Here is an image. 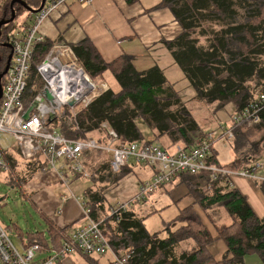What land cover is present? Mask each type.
<instances>
[{
  "label": "trees",
  "instance_id": "obj_1",
  "mask_svg": "<svg viewBox=\"0 0 264 264\" xmlns=\"http://www.w3.org/2000/svg\"><path fill=\"white\" fill-rule=\"evenodd\" d=\"M11 1L0 0V21L11 17ZM126 1L129 3L133 0ZM155 8H167L181 28V33L174 40L162 45L173 64L181 71L187 88L193 91L191 99L184 102L185 86L178 85L179 82L171 83L159 66L138 71L131 57H119L106 63L87 41H83L69 46L78 64L94 81L97 78L104 80V75L108 74L117 85V90H108L86 108L76 106L75 117L66 110L63 117L51 123V127L69 139L97 135L98 141H104L100 133V126L104 123L122 144L138 146L141 143L140 147L156 144L162 149L173 146L193 148L209 134L222 136L228 130L234 133L232 138L237 142V134H241L240 129L248 122L235 124V116L247 108L255 97L264 94V0H160ZM13 9L17 14L23 8L14 5ZM13 22L1 28V42H4L5 36L13 27ZM2 45L0 44V69L9 53ZM53 45L45 41L33 49L26 102L31 101L41 89L42 84L35 67ZM257 88H262L263 91H257ZM187 103L207 108L211 117L217 115L218 111L228 109L230 121L228 125L219 122L216 129L211 131L201 130ZM258 116L259 123L255 125L264 130V108ZM140 122L150 132L151 139L148 141L144 140ZM234 147L236 151L239 145ZM214 148L213 145L208 152L207 163L225 168ZM230 148H233V144ZM8 159L14 168L18 167L15 159L9 155ZM127 165L119 173H111L121 179L132 171L131 166ZM139 165L153 173L152 167ZM233 165L238 166L235 163ZM104 167L110 168L108 158ZM19 168L21 169L17 170V175L24 182L31 175L39 173L43 163L36 159L24 163V169L23 166ZM243 169H247V166ZM96 171L100 174L99 167ZM96 171L89 177L92 186L88 185L83 189L82 198L91 211L90 218L95 222H102V233L116 255L132 252L134 264H242L244 257L249 254H256L264 261V218L259 219L246 198L231 188L229 177L220 176L211 181L206 190L201 191L204 193L201 205L205 209L223 207L227 217L231 219V225L217 235L226 245V253L220 261H214L207 246L203 248L199 241V237L205 242L208 238L211 239L207 231L192 233L188 230L182 238L170 232L165 239H159L158 233H148L143 226L144 218L138 217L134 209L137 205L143 206L147 200L131 204V208L117 218L108 215L111 207L105 203L104 194L100 189H93L94 183L105 180L99 178L98 174L96 176ZM75 176V180L89 183L83 176ZM180 176L189 177L188 181L197 177L185 173L178 175L175 181ZM118 179H115L116 183L119 182ZM259 190L264 196V182L259 185ZM208 191L212 193L211 196L207 195ZM181 212L179 211L177 218L181 216ZM176 219L175 224L180 223L177 225L184 229L188 228V224L191 230H194L193 226L200 225L188 213L185 220ZM234 225L237 226V231L233 233ZM163 230L166 231L165 228ZM185 239L191 240L194 251L177 256L174 249ZM34 243L42 248V244L36 240L28 245Z\"/></svg>",
  "mask_w": 264,
  "mask_h": 264
},
{
  "label": "built area",
  "instance_id": "obj_2",
  "mask_svg": "<svg viewBox=\"0 0 264 264\" xmlns=\"http://www.w3.org/2000/svg\"><path fill=\"white\" fill-rule=\"evenodd\" d=\"M71 1L46 0L42 9L33 14L29 22L25 21L26 23L20 25L17 34L7 36L8 32L4 42L0 41V44L9 50L3 68L11 55L8 70L0 81V137L13 140L15 149L23 161L31 162L38 159L43 163L42 172H56L65 186L68 185L65 178L67 173L87 178L83 160L90 152L106 155L112 173H119L129 161L152 167V176L139 185L135 197L128 202L116 203L113 207L110 216L116 218L128 211L131 204L146 201L158 189L174 183L180 174L204 176V183L208 186L220 176L230 178L235 175L236 173L229 169L207 163L208 152L217 139L232 140L230 130L225 131L222 136L211 133L198 141L193 148L183 149L176 146L173 152H168L156 144L143 147L122 144L117 135L104 123L100 126L104 141L83 135L77 139H69L53 130L51 123L63 117L66 110L75 117L76 106L86 108L94 99L110 89L107 83L96 82L88 76L78 64L71 48L64 42L55 43L35 67L42 86L31 101H25L33 49L37 44L46 41L40 32L41 26L54 11ZM74 1L86 6L92 0ZM2 69L0 73L3 72ZM70 102H73V107L68 105ZM262 108L264 94H259L247 108L235 116L234 123L244 121L249 125L259 123L258 113ZM27 112L28 118L24 119ZM50 115L53 116L52 122L48 119ZM5 141L0 140V174L10 171L7 151L2 146ZM258 169L264 170V166L255 164L239 173L250 180L264 182V177L254 175ZM81 207L84 224L69 233L61 248L43 261L36 259V255L42 251L38 244H30L17 250L6 230L0 225V264H54L58 258L73 253L99 257L110 253L111 264H134L131 259L132 252L115 254L102 233V222H95L90 218L91 211L83 201Z\"/></svg>",
  "mask_w": 264,
  "mask_h": 264
},
{
  "label": "crops",
  "instance_id": "obj_3",
  "mask_svg": "<svg viewBox=\"0 0 264 264\" xmlns=\"http://www.w3.org/2000/svg\"><path fill=\"white\" fill-rule=\"evenodd\" d=\"M159 2L160 0H133L129 3L126 0H92L90 4L81 6L72 0L67 5H63L54 11L44 21L40 32L46 41L53 44L61 41L71 47L87 41L106 63H110L119 57H131L136 70L144 71L157 65L165 74V59L168 52L162 43L174 40L181 33V28L167 8H155ZM39 3V0H36L33 7H38ZM31 16V14H26V22L30 21ZM174 148L173 146L165 149L173 152ZM214 150L215 153H218V148H214ZM229 150L227 148L224 150L223 158L220 160L222 164L226 163L228 158L232 161H228L227 164L233 162V156L230 155ZM6 151L7 157L9 155L16 160L15 162L19 161L18 152L8 150V148ZM262 153L264 155V150L259 155H262ZM225 154H227L226 161L224 160ZM127 166H131L133 171L141 165L132 162L131 165L128 163ZM230 166H233V164H230ZM242 167L238 165V168ZM20 169L19 166L14 168L10 164V171L6 172L7 176H3L6 173H2L0 179H5L4 181L7 184H10V181L14 179L18 185L20 184V187L26 185L32 205L44 221L45 227L43 231L27 232L24 235L25 237L19 230L18 236L21 241L19 249L24 248L29 242L39 241L43 249L36 255V259L43 261L61 248L69 233L84 224L81 201L85 203V200L71 189L72 182H80L75 180L76 176L74 174H65L68 180V185L65 186L60 181L59 175L53 171H40L23 182L17 175V170ZM151 175L152 172L150 171L148 179ZM203 177L201 176V178ZM262 177H264V173ZM252 181L259 190V185L262 182ZM174 186L175 184L172 185V187ZM243 190L244 192L241 190L240 192L246 197L255 215L259 219L264 218V214L253 208L250 198H248L250 192L246 188H243ZM153 195L147 201H150ZM250 197L259 200L255 194H251ZM259 201L264 206V203L261 200ZM181 209L179 207V211ZM226 218L228 220L227 224H231V219L227 216ZM229 226L227 225V227ZM214 250V258L220 261L226 253V245L222 241L216 242ZM109 254L103 257H86L79 253H73L58 258L54 264H111L112 255ZM242 264H264V261L256 254H249L244 257Z\"/></svg>",
  "mask_w": 264,
  "mask_h": 264
},
{
  "label": "rangeland",
  "instance_id": "obj_4",
  "mask_svg": "<svg viewBox=\"0 0 264 264\" xmlns=\"http://www.w3.org/2000/svg\"><path fill=\"white\" fill-rule=\"evenodd\" d=\"M23 1H25L29 5L36 4V0ZM26 14L27 13L24 11V9H19V11H17V14L15 13L16 18L13 22L14 25L7 36H10L11 34L15 35L19 32L20 25L26 21ZM166 55L167 58L165 59V75L171 83L179 82L178 85L180 84V86H182L181 84H183L185 86L186 91H184L183 100L184 102H187L191 99V93L193 94V91L190 88H187L186 83L182 80L183 76L181 71L176 65L173 64V61L169 54ZM103 79L104 80H99L97 78L96 82H105L111 90H117V85L111 80L108 74L104 76ZM178 85L177 88L179 89ZM256 90L263 91L262 88H257ZM187 106L192 117L196 121H198L201 130L211 131L216 129L219 122L228 125L230 121L228 109L218 111L219 113H216L217 115L211 117L210 112L207 108H203L192 103H187ZM252 125L253 126L247 123L242 129H240L242 135L240 133L237 134V142H234L233 138L232 140L234 143H232V140H216L214 145L216 146V149L218 148L220 160H222L223 152L227 148L230 149V155L233 156V162H230L231 165L235 163L242 167L246 163L245 166H247V168H251L255 164L264 166V155L263 153L262 155H259L264 149V130L260 129V127L258 126H254L255 124ZM139 127L143 133L144 140L148 141L149 139H151L150 132L143 125V123L140 122ZM52 129L56 130L53 127ZM100 133L103 137V133ZM232 135V137H234L233 132ZM92 137L96 138L98 136L94 135ZM0 140H6L5 143L2 144L3 147H5L6 149L8 148V150H15L17 152L13 140L9 139L8 137L2 136L0 137ZM232 144L233 148H230V145ZM140 145L141 143H138L139 147ZM236 145H239V147H237V150L235 151L234 146ZM224 156V160L226 161L227 154H225ZM18 157L19 161H17V164L18 166H22L25 161H23L20 156ZM228 161H232V159L229 160L228 158ZM228 161L224 163L223 166L229 169L231 172L233 171L234 173H236L235 175H232L230 177V186L239 192L240 190L244 192L243 188H246L248 192H250V196L251 194H255L257 195V198L264 203V196L254 184V181L242 176L239 173L244 170L243 168L245 166L242 168H238V166L235 165L230 166V164H227ZM83 163L86 169L85 171L88 175V178H86L85 180H87L89 183H86L85 181H74L72 182L71 189L81 197L83 189L88 185L92 186L89 177H91L93 175V172L96 171V169L99 167L100 174H98L96 171L95 175L97 176L98 174L99 178L101 177V179L105 180H102L101 182L97 181L96 183H94L93 189H100L104 194L105 203L111 207L108 215H110V212L116 205V203L128 202L133 197H135L139 185L142 182L147 181L148 177L150 176V171L148 168L138 166L136 170H133L132 172L123 176L121 179H118V175L117 177H115L116 175L111 173L110 168L106 169L104 167L107 163L106 155L98 154L95 152L86 154ZM131 163L132 161L129 162L130 165ZM263 173L264 170L258 169L255 171L254 175L256 177H261ZM3 176H7V173L3 174ZM119 176H121V174ZM115 179H118L119 182L116 183L117 180ZM189 179L190 178L187 176H180L178 180L173 183L175 184L174 187H172L173 184H171L165 186L164 188L158 189L150 199V201H147L143 206L137 205L134 207L137 213L136 215H139L138 217L142 219L144 218L143 226L145 230L150 234L158 233L159 239H165L170 232H173L174 235L182 238L186 236L185 231L188 230L192 233H197L198 231L202 232V230L204 232L207 231L211 239L208 238L205 242V240L199 237V241L203 248L207 246V249H209V252L212 254L213 260L217 261L214 258L213 253L215 252L214 244L221 241L217 237L218 232L226 230L225 227L231 224H227V215L223 207L215 206L205 209L201 205V200L204 196V193H202L201 191H203V189L206 190L208 186L206 183H204L205 177L201 178V176H197L196 179L192 178L190 181H188ZM4 180L5 179H0V225L6 230L15 248L19 249L21 246V241L18 236V232H20L19 230H21L23 236L30 231H43L45 227L44 221L41 219L34 206L32 205L31 198L26 189V185L20 187V184L18 185L14 179L10 181V184H7ZM210 191L207 192L208 196L212 195ZM250 196H248V198H250V202L253 208L258 209L261 214H264V206L262 205V203L259 200L252 199ZM178 206L182 208L181 216L179 218H177L179 213ZM187 213L190 214L192 218L195 217L197 223H200L199 226H193L194 230L190 229V224H188L187 229L181 228L182 226L179 227V225H177L180 224L177 223L178 221H176L177 224H175L176 218V220H185V218L187 217ZM164 228L166 229V231L163 230ZM232 231L233 233L234 231H237V226L234 225L232 227ZM193 248L195 247H193V243L191 242V240L185 239L175 247L174 253L177 256H180L184 252H193Z\"/></svg>",
  "mask_w": 264,
  "mask_h": 264
},
{
  "label": "water",
  "instance_id": "obj_5",
  "mask_svg": "<svg viewBox=\"0 0 264 264\" xmlns=\"http://www.w3.org/2000/svg\"><path fill=\"white\" fill-rule=\"evenodd\" d=\"M45 1L46 0H39V6L38 7H33V5H29L28 3H26L25 1H23V0H12L11 2H10V9H11V17L8 19V20H3V21H0V35H1V28L2 27H4V26H6V25H8V24H10V23H12L13 21H14V19H15V11H14V9H13V6L14 5H19V6H21L23 9H24V11L26 12V13H28V14H31V15H33V14H36V13H38L41 9H42V7L44 6V4H45ZM10 59H11V55H9V57H8V59H7V63H6V66H5V68H4V70H3V72L2 73H0V81H1V79H2V77L6 74V72H7V70H8V66H9V62H10ZM0 97H1V83H0ZM70 107H73V102H70L69 104H68ZM34 107V106H33ZM32 107V108H33ZM31 108V109H32ZM30 109V110H31ZM29 110V111H30ZM28 112L24 115V119H27L28 118ZM49 122H52V120H53V116L52 115H50L49 116Z\"/></svg>",
  "mask_w": 264,
  "mask_h": 264
},
{
  "label": "bare ground",
  "instance_id": "obj_6",
  "mask_svg": "<svg viewBox=\"0 0 264 264\" xmlns=\"http://www.w3.org/2000/svg\"><path fill=\"white\" fill-rule=\"evenodd\" d=\"M246 123H247V122H246ZM256 125H257V124H256ZM256 125H255V126H256ZM202 135H204V134H202ZM65 178H66V177H65ZM109 255H110V254H109ZM110 256H111V255H110ZM86 257H88V256H86ZM102 257H103V256H102Z\"/></svg>",
  "mask_w": 264,
  "mask_h": 264
}]
</instances>
